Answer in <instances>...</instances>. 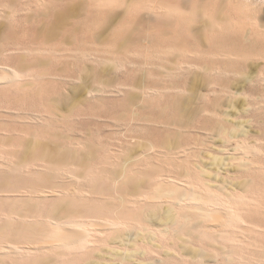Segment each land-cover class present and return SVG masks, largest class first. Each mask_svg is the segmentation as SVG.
I'll return each instance as SVG.
<instances>
[{
  "label": "bare ground",
  "instance_id": "1",
  "mask_svg": "<svg viewBox=\"0 0 264 264\" xmlns=\"http://www.w3.org/2000/svg\"><path fill=\"white\" fill-rule=\"evenodd\" d=\"M20 6L0 12L32 38L0 48V264H264V0ZM82 105L118 132L99 146Z\"/></svg>",
  "mask_w": 264,
  "mask_h": 264
},
{
  "label": "rangeland",
  "instance_id": "2",
  "mask_svg": "<svg viewBox=\"0 0 264 264\" xmlns=\"http://www.w3.org/2000/svg\"><path fill=\"white\" fill-rule=\"evenodd\" d=\"M19 7H21L20 6V0L19 1L18 0H0V12H2L3 14L6 12H9L11 10L17 11L20 9ZM16 14L20 15L19 12H17ZM15 17H16V19L12 20V21H14V24L12 22L13 25H17L19 23V21H17V20H19V18L17 19V16H15ZM73 21H74V19L70 20V22H73ZM4 22H5V20H3V19L0 20V24L4 23ZM15 22H16V24H15ZM70 27L71 26H68L67 28L70 29ZM64 32L65 31L61 32L62 34L59 36V38L56 41L49 43L48 46L46 45V48L50 47L53 44H57L55 47L58 49L64 48V44H61V41L65 37V36H63ZM30 41H32V38L30 35H29V37H24L18 32L17 28L14 30L8 24L6 25V27H3L2 29H0V48L2 47V45H5V46L8 45V47H9V46H12L13 43H16V42L30 43ZM40 47H42V45H40V43L34 44L35 49H39ZM0 60H2L0 62H4L3 58ZM83 96H85V94L80 92L79 94L74 96L75 97L74 102L78 104L84 98ZM107 101H114V99H110ZM5 107H6V110H8V111L16 110L17 112H22V113L23 112H34L33 111L34 109L32 107H30L29 104L16 106V107H13V106H10L9 104H6ZM30 108H31V110H30ZM108 108H110L112 110L113 105L110 103V106H108ZM92 109L94 110V112H92ZM92 109L90 108L89 105H82V106L78 107L76 112H75L76 118L74 117L72 121L73 122L76 121V123H79V124L81 123L84 128L91 129L96 134V135L94 134V139L96 140L95 142L100 146V144L107 142V139L110 136L111 132H118V129L113 127L114 125H111V126L108 125V123H111L109 121H112V120H110L112 118H111L110 114L108 115V114L104 113L103 109H106V108H102V106H99V107L95 106V108L93 107ZM102 117H103V119H102ZM105 119L107 122H105ZM17 124H18V126H21L20 122H17ZM81 124H80V126H81ZM77 130L78 129L76 128V131ZM140 134H142V133L141 132L135 133V135H140ZM118 138H119V136L116 137L114 135L113 137H111L109 139L112 142L116 143L118 141ZM4 149L10 150L11 147H5ZM4 152H7V151H3V148L0 147V161H3L5 159V161L9 162V161H12V159H14L11 156L5 155ZM164 174L166 175V176H164L165 178L178 176L175 173H172L170 171H166Z\"/></svg>",
  "mask_w": 264,
  "mask_h": 264
}]
</instances>
